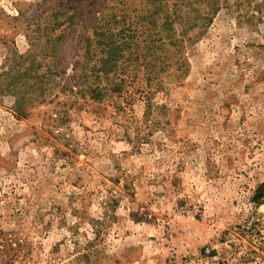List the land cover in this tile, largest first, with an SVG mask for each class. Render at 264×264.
Here are the masks:
<instances>
[{"label": "rangeland", "instance_id": "obj_1", "mask_svg": "<svg viewBox=\"0 0 264 264\" xmlns=\"http://www.w3.org/2000/svg\"><path fill=\"white\" fill-rule=\"evenodd\" d=\"M155 5L118 67L156 79L73 95ZM263 183L264 0H0V264H264Z\"/></svg>", "mask_w": 264, "mask_h": 264}, {"label": "trees", "instance_id": "obj_2", "mask_svg": "<svg viewBox=\"0 0 264 264\" xmlns=\"http://www.w3.org/2000/svg\"><path fill=\"white\" fill-rule=\"evenodd\" d=\"M119 1L124 3V0ZM156 1L159 0H146L148 4L152 5V8L154 2ZM127 11L128 8H124V11H120L121 15L119 19L124 21L125 28L118 30L117 33L114 31L115 28L105 26V28L101 29L100 26H93L91 36L87 38V46L84 48L83 68L80 69L79 67V69H77V74L75 75V78L77 79L76 83H83L85 88L82 89V87H78L75 94L72 93L73 95H80L83 97L85 94L90 100H93L96 103H102L104 98L106 99L113 95L118 97L121 96V94H127L125 89V78H128L129 74H133L135 79L138 77L137 75H140L142 82H148L151 78L153 80L156 79H154L155 73L153 71H147L145 67H142L143 69L141 70L136 69L134 72H120L118 61L121 58H124V56H127L126 52L131 49H134L136 52V57H134L133 60L139 59V61H142L143 50L150 51L149 48H153L155 50L154 44L160 42L159 37H157V40L153 39L155 36L150 37L149 40L147 37L140 39V35L143 34V32L140 31V28H142V22H144L147 17L151 18L152 16H158V12L159 14L163 13H161L160 6L155 5L153 10L151 9L150 11L140 13L139 16H136L138 18H135L138 21L136 22V25H133L132 22L125 23V18L127 16L124 14H127ZM142 11L143 10H141V12ZM100 15H102V13L99 14V16ZM69 18H71V16ZM101 19L102 17L96 19L95 23L101 21ZM164 24L165 26L162 25L160 27L161 31H165L169 27V23L167 21H164ZM156 49H158V44ZM128 58L131 59L130 56ZM108 61H110L109 70L106 67ZM91 62L93 65H89ZM252 201L257 207L264 202V183L256 189Z\"/></svg>", "mask_w": 264, "mask_h": 264}]
</instances>
